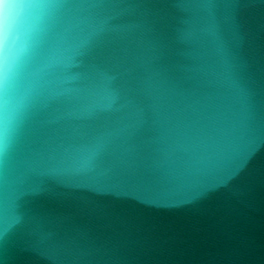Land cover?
<instances>
[{
	"label": "water",
	"instance_id": "95a60500",
	"mask_svg": "<svg viewBox=\"0 0 264 264\" xmlns=\"http://www.w3.org/2000/svg\"><path fill=\"white\" fill-rule=\"evenodd\" d=\"M12 2L0 264H264V0Z\"/></svg>",
	"mask_w": 264,
	"mask_h": 264
},
{
	"label": "clouds",
	"instance_id": "9594fccd",
	"mask_svg": "<svg viewBox=\"0 0 264 264\" xmlns=\"http://www.w3.org/2000/svg\"><path fill=\"white\" fill-rule=\"evenodd\" d=\"M15 19L17 22L22 20V14L18 11L16 3L12 0H0V21ZM3 36L0 35V41Z\"/></svg>",
	"mask_w": 264,
	"mask_h": 264
}]
</instances>
